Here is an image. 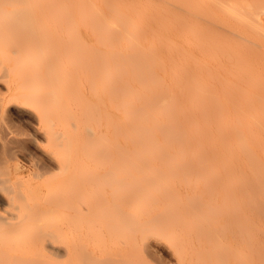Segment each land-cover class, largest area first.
Returning <instances> with one entry per match:
<instances>
[{"label": "rangeland", "instance_id": "1", "mask_svg": "<svg viewBox=\"0 0 264 264\" xmlns=\"http://www.w3.org/2000/svg\"><path fill=\"white\" fill-rule=\"evenodd\" d=\"M100 48L180 50L232 113L264 106V0H0V264H240L225 164H132Z\"/></svg>", "mask_w": 264, "mask_h": 264}, {"label": "bare ground", "instance_id": "2", "mask_svg": "<svg viewBox=\"0 0 264 264\" xmlns=\"http://www.w3.org/2000/svg\"><path fill=\"white\" fill-rule=\"evenodd\" d=\"M108 21H106V23L105 22L103 23L107 24ZM112 22H115V21L112 20ZM105 26L106 25L102 24V28ZM106 27H108V24ZM122 27L123 26H121V28ZM100 37H101L100 40H102L104 44L106 43L107 45L108 38L107 37L105 38L103 35ZM116 41L114 42L115 44H117L118 42ZM112 42L113 41L109 40L108 43L114 44ZM149 49L147 50H144V49L126 50L122 48H118V49L117 48L115 49L106 48V49H101L100 52L97 49L98 55L96 57L94 56L92 57L94 59L97 58V60L96 59L95 60L99 62L98 64L101 65L100 69L98 67L96 68V71L97 69L100 71L99 75L101 77L99 78H101V82L107 83L108 85L110 82L115 83V84L120 83L118 84V87L116 88H114L116 86L115 84H114L115 86L113 84H111V86H113L112 87L113 90L115 89L116 99L118 100L119 104L121 105V108L124 109V112L126 114L124 117L123 116L122 117L124 118L123 119V122H125L124 125H126V126L123 125V127H126L125 129L126 132L124 133L126 134V137L128 138V141L131 147L129 148V150L126 151L129 154L130 162L132 161L131 162L132 164L138 163L139 165H141L139 161H142L143 163V161L145 160H149V161L161 160L162 161L166 159H177V161L179 162L186 161V160L195 161L196 159H198V163H201V161L199 162V159L205 162L208 161L210 163L211 162L212 163L213 162L215 163L223 162V164H225V168L224 166H222V168L224 169V174H225V171L227 173L225 176L228 175V178L227 177L225 178L226 180L229 179L228 184H229V187L231 188V191L233 190L232 192L235 194L234 189H236V193L238 192L239 195L242 197V199L240 198V201L238 204L240 205V208H241L240 212L244 213L243 218L240 222H239L240 219H238V221L235 220L237 221V224L241 223L239 225L240 227H238L237 225V228H239V230L236 232H239V235H240L239 237L241 238V242H242V246L240 244L238 246V247L241 246V248L240 249L238 248L239 250L237 251L238 253L237 260H239L240 264H264V159H263L264 156L263 158L261 157V151H260V146H261L260 144L264 140V115H263L264 112L262 110L264 109V106L260 104L253 106L251 104L252 107L250 109L248 108L249 109L248 111L244 109L245 107H243L244 109L243 110L242 106H244V103L241 102L240 104H238L237 103L238 96H235V98H237V100H235L237 101L236 102L237 111L235 110L236 112L232 113L229 103L228 101H226L228 98L224 100L226 93H224L225 96L222 93L223 95L222 98L223 97L224 98L222 100L220 99L221 98L220 97L218 99L220 101L218 102V100L216 99L218 98V96L217 94L213 93L214 87L212 88V84L211 83L205 84L203 82H200L201 78H200L199 72L196 71V73H198L197 75L195 73L193 74L190 68L191 66L189 64H182V60L179 56V52H177L180 50L175 51V50L169 49L168 51H163V52L160 50L161 51L160 52L158 49H153V48L150 50ZM88 50L90 51V49ZM91 50H96V49H91ZM87 52L88 51H86V53ZM91 53L94 54V52H91ZM89 56L91 57V55ZM84 57L86 58L87 55ZM193 60L195 61V59ZM97 62H95V64H97ZM194 66L195 65H193V67ZM191 72L193 75L192 78L190 77ZM121 84L123 86H119ZM244 86L245 88H242L241 94L246 95V93H248L249 91L247 92V91H244L243 89L247 90L248 88L249 90V87L246 88L247 85H244ZM233 88L234 87L232 86V89H231V86H230V89L234 91ZM223 89H226V87ZM235 89H236V86H235ZM238 90H241V89H238ZM243 91L246 93H243ZM238 92H234V93L232 92V93L236 94ZM252 93H254V90L252 91ZM213 94H215L216 96L215 95L213 96ZM261 94L264 97L263 93ZM249 96L250 95H247L246 99H249L250 98ZM239 97H241V95ZM254 97L256 96L254 95L253 98ZM263 97H260L261 101ZM254 100L256 101L257 99H254ZM244 102L247 103V101L245 100ZM247 104H249V102ZM234 105L235 104H233L232 106L235 107ZM120 128H122V125ZM243 154L246 156V158L248 157V159L252 158V161L245 162ZM262 154L264 155V153ZM205 162L203 164H205ZM81 163L84 164V162H81ZM73 164L76 165L74 162ZM119 164H122V162ZM129 164L130 163H128V165ZM115 166H119V165H115ZM129 166H132V165L130 164ZM82 167H81V170H82ZM141 169H144V168L141 167ZM123 183L124 182L122 181L120 185H123ZM133 185H137V184L134 183L132 184V186ZM118 186H119V183H118ZM124 186L125 185H123V187ZM123 187L119 186V188H123ZM227 189L229 190V188ZM132 190L131 192H133ZM105 193H106V190H105ZM229 194H230V191H229ZM234 194H233V197L235 198ZM133 196H136V195H133ZM136 198L137 196L135 197V199ZM234 198H232V200ZM235 201H236V198H235ZM101 204L103 203L101 202ZM118 205H122V204L120 203ZM239 205H237L238 207L236 206V208H239ZM108 206H111V205H107V207ZM122 206L121 208L120 206H118L119 208L117 211L121 210ZM114 207L116 206L114 205ZM125 207L122 212L123 214H125L126 212ZM134 207L136 206L134 205ZM105 209L108 210L107 208ZM133 209H136V208H133ZM106 210H103V213H100L101 212L100 211L99 215L102 217L101 214L103 215L105 213L107 214V212H105ZM109 210H108L109 211L108 214L109 213L113 214L111 208ZM242 210H244V212ZM141 211H143V209ZM240 212L236 214H239ZM116 213L117 212H115V217H117ZM131 213L133 214L134 212L131 211ZM236 214L235 215L233 214L235 216V219H237L241 215L239 214L238 216ZM134 217L136 216H133V218ZM121 218H123L122 214H121L120 219ZM139 218H141V216H139ZM152 218L153 216L150 218V220ZM129 219L126 220L127 223L128 221L131 222V220ZM148 219L149 217L146 218L145 220H148ZM115 220L117 219L115 218ZM118 221L120 220L118 219ZM233 221H234V218H233ZM123 222L125 221L123 220ZM123 222H120V223L122 224ZM135 226H136V223H135ZM154 226L155 225H153V227ZM132 228H134V225L132 226ZM128 229H131V227ZM139 230H141L140 226H139ZM132 231L133 232L137 231V229L132 230Z\"/></svg>", "mask_w": 264, "mask_h": 264}]
</instances>
